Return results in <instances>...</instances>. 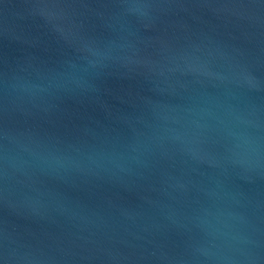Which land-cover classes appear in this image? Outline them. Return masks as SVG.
<instances>
[{"label":"water","instance_id":"95a60500","mask_svg":"<svg viewBox=\"0 0 264 264\" xmlns=\"http://www.w3.org/2000/svg\"><path fill=\"white\" fill-rule=\"evenodd\" d=\"M0 264H264V0H0Z\"/></svg>","mask_w":264,"mask_h":264}]
</instances>
